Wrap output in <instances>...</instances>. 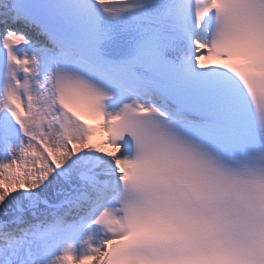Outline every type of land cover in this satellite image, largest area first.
<instances>
[{
    "label": "snow or ice",
    "instance_id": "obj_1",
    "mask_svg": "<svg viewBox=\"0 0 264 264\" xmlns=\"http://www.w3.org/2000/svg\"><path fill=\"white\" fill-rule=\"evenodd\" d=\"M0 264H264V0H0Z\"/></svg>",
    "mask_w": 264,
    "mask_h": 264
}]
</instances>
